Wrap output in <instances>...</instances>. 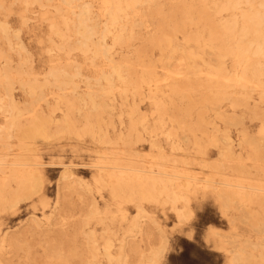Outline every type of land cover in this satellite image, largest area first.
Segmentation results:
<instances>
[{"label": "rangeland", "instance_id": "374dc122", "mask_svg": "<svg viewBox=\"0 0 264 264\" xmlns=\"http://www.w3.org/2000/svg\"><path fill=\"white\" fill-rule=\"evenodd\" d=\"M263 17L264 0H0V138L44 164L0 260L264 264ZM36 223L61 233H22Z\"/></svg>", "mask_w": 264, "mask_h": 264}, {"label": "bare ground", "instance_id": "6f19581e", "mask_svg": "<svg viewBox=\"0 0 264 264\" xmlns=\"http://www.w3.org/2000/svg\"><path fill=\"white\" fill-rule=\"evenodd\" d=\"M132 2H138V0H131ZM116 11L119 10V6L116 7ZM257 24H261L263 19L251 18ZM81 21H85V18H82ZM89 37V36H87ZM264 43V38H263ZM11 103H14V99H10ZM31 122L32 124L35 123ZM29 123V125H31ZM19 134H16L17 137ZM13 135L9 134L5 138H0V220L3 223H6V219L8 218V214H6V210H13L14 213L16 206L21 201V198L25 195L24 198H27L28 195L31 194L32 190L35 189L38 184L42 185L43 178L42 172L43 162L40 160L38 155L34 152V157H26L21 150L22 137L18 136L16 140H11ZM24 155V156H22ZM106 167V171L108 172V181L111 184L112 188L122 179L123 174H118L117 171L120 168L117 164H113ZM63 166V171L61 173V178L64 179L63 185L59 186L60 189H66L67 192H71L74 189V185L77 183L76 178H72L71 175L73 173V169L71 165L66 163H61ZM78 165V163H75ZM42 166V167H41ZM78 166H82L79 164ZM102 169V168H101ZM155 178V177H154ZM16 182L15 184L12 181ZM156 180V178H155ZM115 182V183H114ZM64 193V191H62ZM22 233H30L33 237L35 233H61L60 229H56L52 227L50 229H40L38 223L31 226L26 232ZM4 245H2L1 248ZM5 256L0 260V264H9V260L12 259L13 256Z\"/></svg>", "mask_w": 264, "mask_h": 264}]
</instances>
